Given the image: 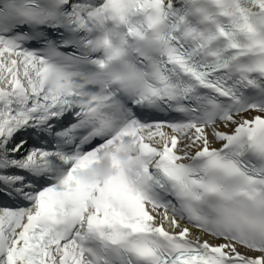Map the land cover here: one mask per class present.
<instances>
[{"label":"snow or ice","instance_id":"6c2138e0","mask_svg":"<svg viewBox=\"0 0 264 264\" xmlns=\"http://www.w3.org/2000/svg\"><path fill=\"white\" fill-rule=\"evenodd\" d=\"M0 264H264V0H0Z\"/></svg>","mask_w":264,"mask_h":264}]
</instances>
